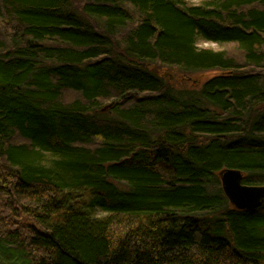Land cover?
Wrapping results in <instances>:
<instances>
[{
	"label": "trees",
	"instance_id": "1",
	"mask_svg": "<svg viewBox=\"0 0 264 264\" xmlns=\"http://www.w3.org/2000/svg\"><path fill=\"white\" fill-rule=\"evenodd\" d=\"M81 1L0 0V264H264V0Z\"/></svg>",
	"mask_w": 264,
	"mask_h": 264
},
{
	"label": "rangeland",
	"instance_id": "2",
	"mask_svg": "<svg viewBox=\"0 0 264 264\" xmlns=\"http://www.w3.org/2000/svg\"><path fill=\"white\" fill-rule=\"evenodd\" d=\"M72 1L76 7H79V8L81 7L82 5L81 0H72ZM188 1H190L193 4H201L202 2L206 0H188ZM198 45L200 48H204V49H211L217 52L228 50L229 52H231L232 55L236 54L234 52V47L232 45L219 46L216 44L204 42L203 40H199ZM150 69L155 74L162 77L169 87L173 88L175 91H178V92L198 91L206 81L212 78V76L219 74L217 72H202V73H195V74H184V73H181L177 69H170L160 64L150 65Z\"/></svg>",
	"mask_w": 264,
	"mask_h": 264
},
{
	"label": "water",
	"instance_id": "3",
	"mask_svg": "<svg viewBox=\"0 0 264 264\" xmlns=\"http://www.w3.org/2000/svg\"><path fill=\"white\" fill-rule=\"evenodd\" d=\"M219 176L224 194L235 209L254 211L261 206L264 200V187L244 185V175L239 170H223Z\"/></svg>",
	"mask_w": 264,
	"mask_h": 264
},
{
	"label": "bare ground",
	"instance_id": "4",
	"mask_svg": "<svg viewBox=\"0 0 264 264\" xmlns=\"http://www.w3.org/2000/svg\"><path fill=\"white\" fill-rule=\"evenodd\" d=\"M227 198V197H226ZM227 200H228V198H227ZM229 201V200H228ZM230 203V202H229ZM231 205V204H230ZM231 207L233 208V209H235L232 205H231ZM235 210H237V209H235ZM239 211V210H238Z\"/></svg>",
	"mask_w": 264,
	"mask_h": 264
}]
</instances>
